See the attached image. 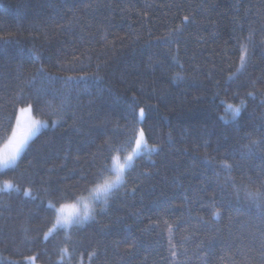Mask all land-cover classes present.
<instances>
[{
  "label": "trees",
  "instance_id": "16d2710c",
  "mask_svg": "<svg viewBox=\"0 0 264 264\" xmlns=\"http://www.w3.org/2000/svg\"><path fill=\"white\" fill-rule=\"evenodd\" d=\"M168 2L0 0V36L8 38L0 40V124L7 125L13 110L24 106L17 103L21 88L26 102H36L39 91L43 114L35 116L48 121L19 160L24 187L78 182L93 168L92 153L109 137L122 138L126 105L133 92L159 105L147 109L146 120L137 126L144 128L150 144L160 148L158 153H144L134 160L126 170V187L115 190L105 208L97 204L95 222L58 228L47 239L43 233L51 223H46V203L16 192L0 195V264H264L262 210L237 204L231 189L221 186L193 150L194 144L208 140L209 151L224 156L242 135L231 121L226 125L219 119L230 117L231 112L226 114L213 95L219 92L224 99L238 90L243 94L241 85L248 73L253 78L264 73V59L258 51L248 73L239 80L228 79L229 65L234 71L238 59L232 38L237 6L241 14L254 6L250 20L257 28L264 22V8L256 13L261 0H207L213 7L198 32L189 28L179 45H167L156 37L165 35L172 22L171 13L162 7ZM183 2L192 11L201 0ZM173 56L184 66L186 77L175 83L169 79L179 70ZM41 66L58 78L33 80ZM65 77L77 79L65 83ZM142 85L143 94L139 92ZM153 88L158 91L154 93ZM159 90L165 99L158 102ZM61 100L65 111L58 120L44 101L59 105ZM262 114L260 98H249L241 127H259ZM52 120H58L55 127ZM251 163L253 173L258 171L261 161ZM212 197L225 210L213 224L199 225L193 237L197 222L189 220L188 201L193 217L198 212L210 219ZM181 217L188 223L176 229ZM165 220L173 224L172 232ZM212 234L215 237L209 241ZM169 240L180 252L175 262ZM200 241H204L203 251L196 247ZM133 242L136 248L126 252ZM183 248L188 249L187 259ZM92 251L99 255L89 260Z\"/></svg>",
  "mask_w": 264,
  "mask_h": 264
},
{
  "label": "snow or ice",
  "instance_id": "6c2138e0",
  "mask_svg": "<svg viewBox=\"0 0 264 264\" xmlns=\"http://www.w3.org/2000/svg\"><path fill=\"white\" fill-rule=\"evenodd\" d=\"M87 7L91 8L92 5L90 4ZM148 7H151V5H148ZM162 7L168 9L173 19L167 28L166 34L157 36L156 40L167 45H179L189 28L198 32L200 24L203 19L208 18L206 14L213 6L207 0H201V3L197 4L192 11H189V8L192 7L190 4L186 5L183 0H170ZM253 7L244 9L243 14H241L240 7L237 6L235 14L232 16V38L235 41V54L238 59L235 62L234 71L231 70L232 65H229V80H239L241 76L248 73L249 65L252 64L258 51L261 58L264 59V22H261L258 28L253 26V22L250 20L253 15ZM260 8H264V0H261L260 7L256 9L257 14H259ZM197 16L202 19H197ZM177 20L179 23L176 22ZM245 24H247V29H245ZM245 31L247 32L246 35ZM7 39V37L0 36V40ZM198 42H201V40H198ZM169 51H171V48H169ZM39 58L37 54L36 59L39 60ZM172 61L179 70L172 72L169 77L170 81L175 83L177 80L186 79L182 74L184 66L180 64L179 58L173 56ZM37 76H47L48 79L58 78L42 66L36 69L33 80ZM248 77L247 82L241 85L245 89L243 94L238 90L231 97L226 96L224 99H220L219 92L213 95V100H220L219 106H223L226 114L229 111L231 112L230 117L225 115L220 116L219 119L224 121L226 125L231 121L236 126L237 131L242 132L230 153L219 157L214 155L215 150L209 151L211 145L208 140H204L202 144H194L193 150L199 153L198 159L212 171L217 181L222 182L221 186L231 189V196L237 204L245 205L248 208L261 209L262 214H264V114L261 116L262 123L259 127L253 126L249 130L242 128L240 125V120L243 119L242 114L247 110L249 98L256 100L259 97L261 105H264V73L255 78L252 77L251 73H248ZM83 78L79 77V79ZM64 79L67 83L77 78L65 77ZM144 91L142 85L139 92L143 94ZM152 91L156 93L158 90L153 88ZM39 96L38 91L36 102H26L23 100V89L21 88L17 103L24 104V106L19 107L18 110H13L12 117L7 125L0 124V128H3V132H0V195H9L16 192L33 200L40 198L43 203H46V223H51V227L43 233L44 238L47 239L49 234L58 228L68 229L73 226L79 228L86 221L95 222L97 204L107 205L109 198L115 195V190L126 187L124 183L126 170L129 169L134 160L144 153H158L160 151L158 145L149 143L144 128L137 126L146 120L147 109L157 108L159 105H152L144 101L142 95L133 92L130 102L126 105L127 115L125 116L126 123L121 130L122 138L113 139L109 137L105 140L98 151L92 153L93 168L86 175L81 176L78 182L70 186L49 185L37 188L32 183L30 186L24 187L21 183L23 174L18 171L19 160L29 149L33 137L42 128L48 127L47 120L35 118V114H43V109L39 105ZM164 99L165 93L159 90L158 102ZM229 99L233 102L230 103ZM235 101H238V103ZM44 105L52 109L50 115H56L58 120L63 119L64 100H61L59 105H53L51 101H44ZM128 116H131V120H128ZM58 120H52L53 127L56 126ZM201 148H203L202 152L200 151ZM98 158L100 162L96 164ZM257 159L261 161V164L258 166V171L253 173L251 162ZM210 200L212 208L210 219L200 216L198 212L193 217L191 214L194 209L190 206L192 202L188 201L189 220L195 219L197 222V226H194L191 232L193 237L200 231L199 225L209 226L213 224L225 210V205H217L214 197ZM201 207L205 206L201 204ZM235 210L239 211L240 209ZM164 223L168 231L172 232L173 224H169L166 220ZM186 223L188 221L181 217L175 222V227L179 229L182 224ZM65 234L71 239L70 235ZM214 237L215 234L209 235L208 240L211 241ZM203 244L204 241H200L196 245L197 249L203 251ZM169 245L170 255L175 262L180 252L171 240H169ZM135 248L136 244L133 242L125 251L130 253ZM66 250L64 249V251ZM260 252L261 256L264 257V243L260 246ZM187 253L188 249L183 248V255L186 259L189 258ZM207 254L205 253V255ZM98 255V251H92L89 254V260ZM27 259L33 260L34 257H27Z\"/></svg>",
  "mask_w": 264,
  "mask_h": 264
},
{
  "label": "rangeland",
  "instance_id": "374dc122",
  "mask_svg": "<svg viewBox=\"0 0 264 264\" xmlns=\"http://www.w3.org/2000/svg\"><path fill=\"white\" fill-rule=\"evenodd\" d=\"M35 118L40 119V118H38V117H36V116H35ZM100 205H101L103 208H105V207L107 206V205H106V206L103 205L102 203H101ZM104 206H105V207H104ZM103 208H101V209H103Z\"/></svg>",
  "mask_w": 264,
  "mask_h": 264
}]
</instances>
